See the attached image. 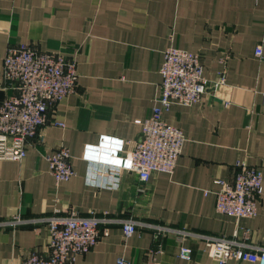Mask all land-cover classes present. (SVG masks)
Returning <instances> with one entry per match:
<instances>
[{"label":"crops","instance_id":"0c3cea01","mask_svg":"<svg viewBox=\"0 0 264 264\" xmlns=\"http://www.w3.org/2000/svg\"><path fill=\"white\" fill-rule=\"evenodd\" d=\"M19 44L65 55L78 80L75 92L51 108L38 132L42 141L33 139L25 159L0 160V224L74 210L211 237L247 233L244 241L264 247V0H0V80L8 47ZM169 47L199 54L208 81L224 79L198 103L175 104L163 114L185 139L174 172L140 182L135 172L121 171L117 188L102 186V179L97 187L87 185L84 149L101 150L107 139L123 141L118 156L131 151L156 104L162 53ZM7 94L0 90V101ZM60 147L68 149L75 175L57 185L46 156ZM240 162L261 171L263 190L256 216L236 220L217 213L215 182L231 181ZM106 229L74 264H115L118 258L215 264L202 240L156 238L145 227L125 238L118 223ZM47 241L43 223L0 225V264L46 254ZM180 247L191 250L189 259L180 257Z\"/></svg>","mask_w":264,"mask_h":264},{"label":"built area","instance_id":"2783aa9c","mask_svg":"<svg viewBox=\"0 0 264 264\" xmlns=\"http://www.w3.org/2000/svg\"><path fill=\"white\" fill-rule=\"evenodd\" d=\"M162 55L159 94L150 115L143 122L139 138L124 157L118 156L122 152L123 141L107 142L105 139V145L109 143V147L101 141V150L99 147H86L82 158L89 166L87 185L97 187L102 179V186L117 188L121 171L135 172L140 182L148 181L151 175L174 172L185 139L179 129L164 122L163 114L175 104L189 107L198 103L209 88L224 84V79L220 77L212 82L205 79L199 54L169 47ZM255 55H262L260 48L255 49ZM77 80L74 61L61 53L39 52L26 44L8 47L0 80V90L10 92L0 101V160L21 162L25 159L26 149L33 139L42 141L38 132L47 124L49 111L75 92ZM53 125L63 126L55 122ZM71 159L65 147L46 156L50 174L57 185L74 177ZM215 184L218 186L215 192L217 213L236 220L256 216L257 201L263 190L260 170L240 162L236 164L231 181H216ZM38 223L46 225L48 252H32L18 264H74L78 255L91 251L98 244L107 226L113 223L121 224L125 238L130 237L136 228L145 227L156 238L173 235L180 242L202 240L215 264H227L231 259L264 264V247L244 241L247 233L243 238L236 234L231 239L211 237L163 225L115 221L95 212L81 216L74 210L65 214L55 211L43 218L17 217L0 225L15 227ZM190 254L189 248L180 247V257L189 259ZM115 264L131 263L118 258Z\"/></svg>","mask_w":264,"mask_h":264},{"label":"bare ground","instance_id":"6f19581e","mask_svg":"<svg viewBox=\"0 0 264 264\" xmlns=\"http://www.w3.org/2000/svg\"><path fill=\"white\" fill-rule=\"evenodd\" d=\"M105 148V147H104ZM101 149H102V147H101Z\"/></svg>","mask_w":264,"mask_h":264}]
</instances>
